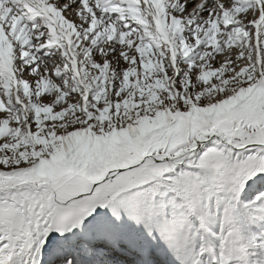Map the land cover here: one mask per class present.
Wrapping results in <instances>:
<instances>
[{
  "label": "snow or ice",
  "instance_id": "1",
  "mask_svg": "<svg viewBox=\"0 0 264 264\" xmlns=\"http://www.w3.org/2000/svg\"><path fill=\"white\" fill-rule=\"evenodd\" d=\"M0 264H264V0H0Z\"/></svg>",
  "mask_w": 264,
  "mask_h": 264
}]
</instances>
